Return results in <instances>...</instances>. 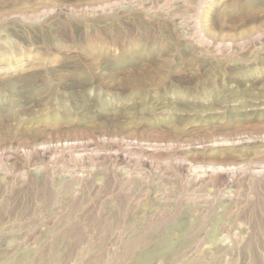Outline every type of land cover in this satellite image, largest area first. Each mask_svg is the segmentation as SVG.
<instances>
[{
    "label": "rangeland",
    "instance_id": "374dc122",
    "mask_svg": "<svg viewBox=\"0 0 264 264\" xmlns=\"http://www.w3.org/2000/svg\"><path fill=\"white\" fill-rule=\"evenodd\" d=\"M0 264H264V0H0Z\"/></svg>",
    "mask_w": 264,
    "mask_h": 264
}]
</instances>
